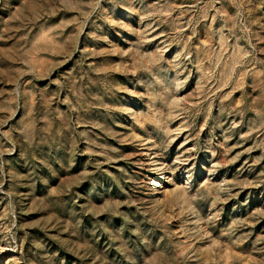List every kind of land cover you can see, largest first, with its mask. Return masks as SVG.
I'll return each mask as SVG.
<instances>
[{
    "label": "rangeland",
    "instance_id": "1",
    "mask_svg": "<svg viewBox=\"0 0 264 264\" xmlns=\"http://www.w3.org/2000/svg\"><path fill=\"white\" fill-rule=\"evenodd\" d=\"M0 264H264V0H0Z\"/></svg>",
    "mask_w": 264,
    "mask_h": 264
}]
</instances>
